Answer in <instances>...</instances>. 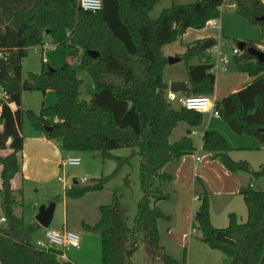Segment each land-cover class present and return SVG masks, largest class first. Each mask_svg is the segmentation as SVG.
<instances>
[{"label":"trees","instance_id":"obj_1","mask_svg":"<svg viewBox=\"0 0 264 264\" xmlns=\"http://www.w3.org/2000/svg\"><path fill=\"white\" fill-rule=\"evenodd\" d=\"M236 12L248 18L264 32L262 0H234ZM159 0H104L97 12L82 9L78 0H0V87L16 107L3 105L0 117V153L2 185L0 210L5 221L0 223V264H73L61 260L54 248L38 247L31 240L37 226L26 223L14 212L24 202L23 190H16L12 180L22 172L24 144L23 118L28 116L33 128L49 139L59 141L64 152H99L137 147L140 155L142 197L137 203L133 226H129L114 194L111 204L100 205V220L83 222V229L101 237L102 264H134L140 234H148L149 247L162 254L163 264H188L184 250L182 259L168 254L160 244L159 220L168 218L159 205L169 197L161 183L172 180L165 166L197 147L192 128L204 121V113L185 107H174L168 100L169 84L164 80L168 58L163 47L175 42L188 29H203L211 18L221 15L222 0H197L195 3L164 8L157 18L150 13ZM50 39L64 48V63L57 67L43 62L41 72L22 77V62L28 49ZM225 40V39H224ZM226 41V40H225ZM248 46H255L247 40ZM218 43L205 37L186 43V51L178 55L187 63L190 87L183 94L211 96L216 74L208 50ZM89 50L98 52L96 57ZM80 57L78 67L89 73L94 90L89 99L83 96V80L68 62ZM231 68L246 72L254 79L244 88L215 102L219 117L238 135L258 138L264 144V62L242 50L231 57ZM54 90L57 101L39 113L25 110L24 91ZM111 92L130 106L119 116L99 103ZM179 122L189 125L187 133L177 141L170 136ZM47 127H51L50 130ZM202 149L219 160L231 172L264 177V162L253 169L247 160L231 157V147L217 130L207 129L201 136ZM104 187V178L93 184L66 188V196L81 198ZM247 207V218L239 221L229 213V224L216 227L211 222L209 190L204 186L201 203L193 214L200 239L212 249L230 257V264H258L264 253V190L253 186L240 189ZM1 219V217H0ZM262 264H264V259Z\"/></svg>","mask_w":264,"mask_h":264},{"label":"rangeland","instance_id":"obj_2","mask_svg":"<svg viewBox=\"0 0 264 264\" xmlns=\"http://www.w3.org/2000/svg\"><path fill=\"white\" fill-rule=\"evenodd\" d=\"M196 1L197 0H159L154 9L151 11L150 15L153 18H157L164 8L171 7L174 4L183 5L195 3ZM221 10V15L217 18L220 24V30L218 29L219 26L215 28L208 26L205 27V29L202 31H192L191 33H188L186 37L179 36L175 42L171 43L168 46H165L164 51L168 53L170 49L175 50V52L177 51L180 53H184L187 48L186 43L194 40L198 33H218V40H226V51H231V48L233 46L239 47L238 43L240 41L252 40L255 42L257 47L260 43H263L264 32H262L258 28V26L252 23L248 18L239 15L236 12V8L225 4L221 8ZM43 55L49 60V64H52L53 66L59 67L64 63V48L62 45L53 44L52 42H50L49 48H45L43 53H37L32 47H30L28 49L26 57L22 62V77L24 79L28 76L29 72H41L43 67ZM79 60L80 57H71L68 59V62L74 65L77 69L78 76L83 80V96L86 99H89L91 96V92L94 90L93 80L88 72L78 67ZM186 66L187 63L185 60H179L173 64L167 65L164 69V80L169 83L174 81L173 78H179L178 81H180V79H182V81L186 79L188 80ZM232 70V72H228L224 75H217L216 87L218 88V90L224 87V85L226 84V78L229 77L230 74L240 79V82H238V80L236 81L237 83H240L241 85L246 84V82L241 81L242 76L247 75L246 72L244 74H240L242 72H239L235 69ZM105 95L106 100H100L99 103L106 108L113 109L116 116L121 115L130 106L129 101H120L116 99L109 91L105 92ZM176 95L177 99L172 100L171 103L174 107L178 108L181 106L178 100L181 93H176ZM56 101L57 94L54 90H48L47 93H43L39 90L24 91L22 93L23 108L25 110H33L36 113H39L43 107H49L53 105ZM184 123L186 122L180 123L178 128L173 132V142L179 138V132L185 126ZM33 129L34 128L28 116L25 115L23 118L24 134H28L29 131ZM236 135L238 139H247V147H245L244 152H242L241 149L236 151L238 153V156L243 155L244 157V155H249L253 162H255V160L260 157V162L262 163L264 151L256 150L258 145L256 147H253V145H251V140L249 139L257 142H259L260 140L256 137L246 134ZM194 139L198 141L199 137L194 135ZM241 142L242 140H238L235 144H241ZM237 146L242 147L243 145ZM111 153L113 156L103 157L99 152H77L76 155H78L82 160L80 165L63 166L61 164L62 167L60 166L58 172L56 171L53 174L55 178L51 182L49 192L51 195V200L56 202V209L54 219L50 226L53 227L66 225L69 229H72L80 234L82 239L81 248L68 249V254L72 257L73 260L79 262L80 264H102L101 237L98 233L95 232H90L92 234H87L88 231L83 229V222H86L88 224L97 223L101 218V212L99 210L100 205L111 204L114 194H117L119 198L120 210L126 217L129 226H133L134 219L137 214V203L143 194L140 180V155L138 153V148H118L112 150ZM251 166L253 169H258L260 165L254 163V165ZM58 176L64 177L65 181L69 182V184L72 183V176L79 179H81L82 177H86L87 180L85 182H79V186L90 185L93 184L96 179L104 178V187L100 190L90 191L81 198H70L66 196V187L63 185V182L57 179ZM251 182L253 184L256 183V188H258L259 190H264V177H259L256 179L251 177ZM35 191L36 190L32 191V194L35 193ZM41 191L44 193L45 189L41 188ZM221 200L223 199H215L214 202L215 204H219ZM50 202L46 201L45 204H49ZM169 204L170 201L166 203V205ZM231 204L234 208V210L232 209L233 211L239 210V208L241 207L244 209V206H246L244 199L241 196L233 198L231 200ZM25 209L27 220L26 222L28 224H31L37 221L36 210L34 209V204H32V201H29L27 203ZM217 213L218 212H216L215 215L213 214V216H216ZM219 215V222L222 223L223 219H227L228 225L229 215L226 216L225 213H219ZM227 225L219 227H226ZM31 238H33L36 245L38 244L37 241L41 240L43 245L41 246L38 244L37 246L42 248L53 245L46 238L45 227L42 226L38 231L36 230L34 232ZM140 238L139 248L133 257L134 264H163L162 254L153 251L149 247L148 234L146 232H143L140 234ZM169 252L171 253L172 251ZM173 252H178V255L172 253L173 256H177L176 258L179 260L182 259V250L177 251L176 249H173Z\"/></svg>","mask_w":264,"mask_h":264},{"label":"crops","instance_id":"obj_3","mask_svg":"<svg viewBox=\"0 0 264 264\" xmlns=\"http://www.w3.org/2000/svg\"><path fill=\"white\" fill-rule=\"evenodd\" d=\"M262 1L264 3V0ZM204 29L205 28L203 29L190 28L183 35V37L184 36L186 37L187 34L191 33L192 31L198 32ZM218 29L220 30V24ZM217 34L198 33L194 40L202 39L205 37L217 38ZM234 47L235 46H233L232 48ZM164 48L165 46L163 47V52L167 57L168 56L179 57L178 55L183 54L177 51L175 52V50H170V49L167 53L164 51ZM232 71L233 70L230 65L227 71L219 72L216 74V80H217V75L220 74L224 75ZM244 73L245 72H242L240 74H244ZM246 74L247 75L242 76V80H241L243 82H246V84L244 85L237 83L236 81L238 80V82H240V79H238V77H235L232 74H230L229 77L226 78V84L224 85L223 88H220V90H218V88L216 87L217 83L215 81V91L210 96L212 101L216 102L217 100H220L222 97L244 88L248 83H250L254 79L253 76H250L248 73ZM173 80H179V78H173ZM180 81H182V79H180ZM183 81L185 82L186 86L189 88L190 87L189 81L187 79ZM167 83L170 84L169 82ZM203 113H204L203 123L197 126L196 128L193 127L191 134L193 138L194 135L199 137L198 141L194 139L197 150L194 153L184 155L179 160L170 162L165 166L164 169L166 172L171 174L173 178L170 181H165L161 183V187L163 191L169 193V197L159 202L160 207L162 208L164 213L168 216V218H162L159 220L160 244L164 247L165 251L172 256H173L172 253L178 255V252H173V249H176L177 251L182 250L183 253L184 250H186L188 264H230V257L227 254L219 250L212 249L209 245H207L205 242H203L200 239V233L196 228L195 222L193 221V214L201 203L200 193L202 192L204 186L209 190V192L211 191V194L209 195L211 222L214 226L219 227V226L227 225L228 223L227 219L226 220L223 219L222 223L219 222L218 220L220 216L219 213H225V215L227 216L229 215V213L234 212L237 214L239 221L246 220L247 218L246 206H244V209L241 207L239 208V210L233 211L234 208L231 204V200L237 196L243 197L239 192L241 188L248 186H253L254 188H256L257 185L256 183L253 184L251 182V176L249 174L242 172L241 173L231 172L227 168H225V166L219 160L212 159L210 153H207L202 149L201 136L204 134L205 130L207 129L217 130L228 141L231 147L230 155L232 156V158L245 159L249 163H251V165H254V163L260 165L261 158L259 157L255 160V162H253V160L250 158L249 155H244V157L243 155L238 156V153L236 151L241 149V151L244 152L245 147H247L246 146L247 139H238L236 133L233 132V130L219 116L214 115L210 111H206ZM180 123L182 122H179V124ZM179 124L173 130V132L178 128ZM184 124L185 126L179 132L178 139H180L182 136H184L187 133L189 125L187 123ZM173 132L170 136L171 142H173L172 141ZM23 136H24V144L22 151V172L17 174L15 178H13L12 186L17 191L20 189L23 190L24 202L22 205H16L14 207V212L18 216H23L25 221H27L26 209H25L27 203L29 201H32V204H34V209L36 210V214H37V209L41 204H45L46 201L49 202L52 201L49 189L51 187L52 180L55 178L53 174L56 171L58 172L59 167L61 166L63 158L65 156L76 153L64 152L61 147V143L59 141L49 139L46 135L38 133L34 129L29 131L28 134H24L23 132ZM238 140H242L241 144H235L236 141ZM249 140H251V145H253V147H256L258 145L256 150L264 151L263 143H261L260 141L259 142L254 141L252 139ZM237 145H243V146L241 147ZM9 152L10 149H5L0 151L2 155H6ZM197 157H200V159H197ZM262 159L264 161V156ZM1 169L2 167L0 165V187L2 185ZM73 178L75 177L72 176V181ZM61 182H63V185L65 187H66L65 184L69 183L66 181H61ZM41 188L45 189L44 193L41 191ZM34 190L36 191L35 193L32 194V191ZM215 199L216 200L223 199V200H221L219 204H215L214 202ZM169 201L170 204L166 205V203ZM216 212H218L217 215L213 216V214L215 215ZM0 217L1 218L3 217V213L1 212V210H0ZM31 224L37 226L38 228L37 231L41 228V225L38 223V221H35ZM51 228L69 229L66 225L53 226ZM87 234H92V233L88 232ZM31 240L34 243L33 238H31ZM38 242H42V241L38 240L37 243ZM70 248L72 247H68L65 249V255L73 264H80L79 262L73 260L72 257L68 254V249ZM169 251L172 252L170 253ZM173 257L176 258L177 256H173Z\"/></svg>","mask_w":264,"mask_h":264},{"label":"built area","instance_id":"obj_4","mask_svg":"<svg viewBox=\"0 0 264 264\" xmlns=\"http://www.w3.org/2000/svg\"><path fill=\"white\" fill-rule=\"evenodd\" d=\"M79 5L82 7V9L92 12H97L101 10L104 6V0H78ZM228 4L231 7L236 8V2L234 0H222V4L219 7L220 12L222 11L221 8L223 5ZM218 27L219 22L217 18H211L206 22L205 27ZM219 28V27H218ZM50 39L46 40L43 44L35 45L32 48L37 53H43L45 48H49L50 46ZM226 45L225 40H219L218 43L210 48L208 50V53L210 55V60L212 63L211 71L215 74L219 72H224L229 69V66L231 65V57L233 54H240L241 49L237 46L232 48L230 52H227L224 50V47ZM258 47L260 49L264 50V41L262 44H259ZM43 62H49V60L42 56ZM177 99V95L174 92H171L169 90L168 92V100L171 102L172 100ZM180 104L182 107H185L189 110H196L200 112H206L210 111L214 115L219 116V112L215 107V102L212 101L211 97L209 95H203V94H181L178 98ZM4 103H7L11 108H15L16 105L14 102H9L8 100V94L6 90L2 87H0V117L2 116L3 111V105ZM197 159H200V157H197ZM81 158L76 154L67 155L63 158L62 165L63 166H69V165H80L81 164ZM58 179L60 181H65V178L62 176H59ZM87 180L86 177L79 178H73L72 183L65 184L66 188H71L73 185L79 182H85ZM5 221V217H2L0 219V223ZM45 236L49 240V242L53 245H50L49 247H43V248H54L57 251L60 252L59 258L61 260L70 261L68 257L65 255V249L68 247L80 249L81 248V236L78 232L70 229H60V228H51L50 226L48 228H45ZM39 245L42 246V242H38ZM39 247V246H38Z\"/></svg>","mask_w":264,"mask_h":264},{"label":"water","instance_id":"obj_5","mask_svg":"<svg viewBox=\"0 0 264 264\" xmlns=\"http://www.w3.org/2000/svg\"><path fill=\"white\" fill-rule=\"evenodd\" d=\"M257 20L264 22V14L258 16ZM238 46L241 50H247L250 54L254 55L259 62H264L263 49H260L259 47H255V46H248L246 41H240L238 43ZM89 54L92 55L93 57H96L98 55V52L95 50H89ZM167 58H168V64H173L180 60V57H175V56H168ZM169 90L174 93H184L188 90V87L186 86L184 81L174 80L170 82ZM47 129L50 130L51 127H47ZM260 130L264 133V128H260ZM55 209H56V202L54 201L50 202L49 204H41L38 207L36 220L42 227L48 228L51 225L52 220L54 218ZM263 259H264V253L258 264H262Z\"/></svg>","mask_w":264,"mask_h":264}]
</instances>
